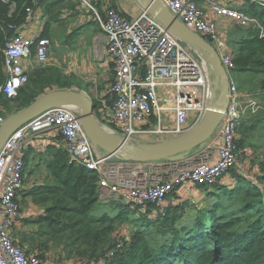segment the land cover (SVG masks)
<instances>
[{
  "label": "built area",
  "instance_id": "1",
  "mask_svg": "<svg viewBox=\"0 0 264 264\" xmlns=\"http://www.w3.org/2000/svg\"><path fill=\"white\" fill-rule=\"evenodd\" d=\"M141 4V0H137ZM178 22L202 37L217 51L228 78V106L224 117L211 138L198 149L190 152L181 162L152 161L146 163L121 162L116 155L108 156L92 146L79 121L76 111L61 105L20 124L0 150V264H41L36 256H28L20 249L10 233L12 221L20 212L17 197L23 188L25 162L23 151L26 142L35 135L57 128L68 154L69 162L97 174L100 193L107 192L110 200L119 201L129 207L155 206L162 211L161 204L174 190L191 183L212 188L219 179L238 167L240 155L236 142L238 128L246 119L250 103L242 106V97L232 76L234 66L227 44L217 33V26L207 22L199 2L220 17L228 18L234 27L263 31L256 18L229 5L246 2L264 8L256 0H228V7L218 0H157ZM9 5V14L14 11L12 0H0ZM83 9L94 14L101 30L100 42L110 59L115 61L111 84L113 103L106 111L111 126L110 134L120 141L139 144L138 135L172 139L186 134L204 117L206 107L212 102L211 91L214 73L201 53L169 32L142 5L139 15L125 17L111 9L101 19L95 6L87 0H79ZM40 0H33L27 11L26 22H31ZM195 55L197 57H195ZM52 58L51 42L48 38H26L15 34L3 50L5 82L0 92L7 98H15L19 89L28 82L22 65L27 61L29 68H45ZM173 113L172 128L160 126L139 130L137 126L150 117L158 115L161 100ZM193 118V125H187ZM0 117V130L5 121ZM99 122V121H98ZM264 135V133H263ZM160 136V137H159ZM122 147V149H123ZM165 163V164H162ZM184 164V168L172 173H161L163 169ZM160 211V213H161ZM123 244L117 242L97 264H111L122 254Z\"/></svg>",
  "mask_w": 264,
  "mask_h": 264
},
{
  "label": "trees",
  "instance_id": "2",
  "mask_svg": "<svg viewBox=\"0 0 264 264\" xmlns=\"http://www.w3.org/2000/svg\"><path fill=\"white\" fill-rule=\"evenodd\" d=\"M32 1L12 0L14 11L11 14L9 5L0 2V88L6 78L3 50L17 28L26 22ZM249 7L245 13L259 21L264 35V8ZM245 31L246 37L232 51L233 71L264 74V36L260 37L257 29ZM72 85L70 81L66 86L60 84L58 89L66 90ZM22 88L15 98H7L0 92V117L17 113L35 100ZM11 103L18 109L13 110ZM57 158L59 163L51 169L56 184L49 191L51 206L46 210L45 221L50 232H46V237L61 246L67 257L97 261L123 240L128 245L127 251L117 255L111 264H264V153L256 165L257 171L251 168L255 180L237 175L236 184L231 187L220 183L212 188L200 186L206 193L205 198H215V201L195 212L191 226L180 222L188 219L184 199L175 202L172 212L167 210L164 216L157 218L150 217L156 215L153 207H129L119 201H109L105 214L93 216L100 202L97 174L69 164L65 150L59 152ZM135 209L141 210V217L148 220L137 226L154 228L153 232H135L134 222H124L125 213Z\"/></svg>",
  "mask_w": 264,
  "mask_h": 264
},
{
  "label": "crops",
  "instance_id": "3",
  "mask_svg": "<svg viewBox=\"0 0 264 264\" xmlns=\"http://www.w3.org/2000/svg\"><path fill=\"white\" fill-rule=\"evenodd\" d=\"M87 1L95 6L102 17L110 8L128 18L139 15L142 10V4L137 0ZM217 2L221 6L228 7V0H218ZM199 3L205 14V20L217 26V33L229 47L232 56L236 44L246 37L245 28L234 27L231 20L212 14L203 2ZM249 6H251L250 3L243 2L238 5H229V8L245 13L250 9ZM87 24L98 26V34H93L89 52L81 57L80 53L71 50L66 43L70 35L83 29ZM97 24L94 14L87 9H83L79 0H41L34 19L31 22H24L17 28L16 34L21 33L26 38H38L46 35L51 42V46L54 45L51 48V50L53 49L52 58L45 68L40 69L29 68L27 61L22 62L28 75V82L22 90L26 91L28 96L37 99L46 93L59 90L60 84L66 86L71 81L73 85L66 90L83 92L89 96L95 105L94 116L99 121L100 126L109 131L111 126L106 118V111L113 103V95L110 89L115 61L109 58L100 42L102 36L99 24ZM78 66L79 68H77ZM236 74L240 76L251 75L250 72H237ZM249 82H251L250 79ZM84 86L88 88V92L85 91ZM240 95L242 101L245 102L249 92L244 90ZM160 100L162 106L159 114L139 124L137 129L142 131L158 126L161 128L173 127V113L168 110L161 98ZM104 121L108 122V126L103 125ZM187 125H193V118L188 119ZM261 128V122L246 121L245 119L238 128L236 135V142L239 145L242 159L250 162L256 171V165L264 153V144L258 145L259 142H264ZM136 140H138V142H135L136 144H144L145 142H161L166 139L162 137L150 139L147 135H138ZM63 150V139L55 127L35 135L26 142L23 151L25 162L24 183L17 197L20 212L18 217L12 221L10 233L14 243L26 255L38 257L41 264H97V261L83 260L72 256L67 257L61 246L54 245L46 237V232H50V230H47L48 223L45 221L46 210L51 206L49 191L56 184L51 169L55 163H59L57 154ZM99 151H94V153L98 155ZM259 151L262 152L259 154ZM256 171H254L255 175ZM237 175L241 176L236 170H232L223 175L217 183L227 187L234 186ZM253 177L254 173L252 172V178H250L254 180ZM194 187L193 184L188 183L176 188L172 193V195L174 194L172 198L164 201L161 206H166L167 203L174 204L178 200L185 199L184 197L188 195L189 188L199 193L202 198L206 196L205 191L198 192ZM110 199L111 197L107 192H99L100 202L95 207L92 215L98 217L105 214ZM113 200H116V198H113Z\"/></svg>",
  "mask_w": 264,
  "mask_h": 264
},
{
  "label": "water",
  "instance_id": "4",
  "mask_svg": "<svg viewBox=\"0 0 264 264\" xmlns=\"http://www.w3.org/2000/svg\"><path fill=\"white\" fill-rule=\"evenodd\" d=\"M256 1L264 4V0ZM141 2L149 7L148 13L158 19L169 32L205 55L214 73V84L218 86L211 91L212 102L206 107L201 122L184 135L161 142L139 144L130 150H123L124 141H120L117 136L100 126L94 116L95 105L89 96L75 90H57L40 96L19 112L6 117L0 130V150L20 124L61 105L76 107L82 129L92 146L108 156L116 155L121 162L146 163L162 160L181 162L190 152L211 138L221 123L229 103L228 78L217 51L202 37L174 19L157 0Z\"/></svg>",
  "mask_w": 264,
  "mask_h": 264
},
{
  "label": "rangeland",
  "instance_id": "5",
  "mask_svg": "<svg viewBox=\"0 0 264 264\" xmlns=\"http://www.w3.org/2000/svg\"><path fill=\"white\" fill-rule=\"evenodd\" d=\"M111 9L112 8H110L108 10V12ZM100 16H101V19L103 20L104 17H102L101 14H100ZM97 27L98 26H96L94 24H87L83 29L75 31L72 35L69 36L68 41L66 43L67 46L71 50H74L75 52L80 53L79 55L81 57H84L83 54H87L89 52V48L91 47V42H92L91 39H92L93 34L94 33H95V35L98 34V28ZM53 46L54 45L52 44L51 48H53ZM195 51H196V54L199 55V51L198 50H195ZM202 55L205 56L204 54H202ZM195 57H197V56L195 55ZM77 68H79V66ZM232 76L234 77V79L237 83L239 93H242L244 90H247L249 92V95H250V97L248 95L245 99V102L242 103L243 107H247L250 103L249 111H247L248 113L245 117L246 121L250 120V121L261 122V124H262L261 130L263 131L262 133H264V74L253 73L249 76H247V75H241L240 76V75H237L233 71ZM251 76H252V79H251ZM247 77H248V79H246ZM249 79L251 80V82H249ZM84 87H85L84 88L85 91L88 92V88L86 86H84ZM11 108L13 110L14 109L17 110L18 106L14 103H11ZM20 110H22V109H20ZM104 123H106V124H104ZM103 125L108 126V122L104 121ZM149 138L151 139L152 137H149ZM141 143H143V142H141ZM145 143H147V142H145ZM261 144H264V142L258 143V145H261ZM126 146H131V145L126 144ZM237 146H238V151H239V155H240V161L238 163V167L235 168V170L238 172V174H241L242 176H245L246 178H247V176L252 178L251 168H253L254 166L251 165L250 162L242 159V155L240 154V150H239V145L237 144ZM261 152L259 151L258 153L260 154ZM163 162H167V160H163ZM162 164H165V163H162ZM183 168H184V164H179V165L174 166L172 168L163 169L160 172L161 173H169V172L172 173L174 171H178V170L183 169ZM235 170H233V171H235ZM260 184L262 185V183H260ZM263 186H264V183H263ZM191 188H192V186H191ZM194 188H196L198 192L202 191L200 186L194 187ZM171 197H172V195L169 196V198H167V201L169 199H171ZM184 198L185 199L182 202L187 203L184 207L188 208V210H189L188 214H187L188 217H186L188 219L184 218L185 220L182 219L180 222H182V223L185 222L186 225H188V226H191L193 218L194 217L196 218L195 212H197L199 209L206 207L209 202L215 201V198H211V199H206L205 197L202 198V196H200L199 193H197L195 190L190 189V188L188 189V195H186ZM110 202H114V200H110ZM175 204L176 203H174V204H171V203L168 204L167 203L166 206H162V211L159 210L158 208H156L155 206H150V207L148 206L149 208L153 207V209L155 210V213H156V215H150V217L151 218H154V217L157 218L158 216L162 217L165 215V212L167 210L172 212L173 211L172 207L175 206ZM144 207H146V206H144ZM190 210H192V212H190ZM160 211H161V214L159 213ZM142 213L143 212L141 210H137V209L131 210L128 214L125 213L126 220H124V222H127V223L132 222V224L134 222L135 223L134 226L136 229L135 232H144L143 234H146L149 231L153 232L154 228L148 229L147 227H145V229H141V227H138V226H141V224H143V222H148V220L145 217L144 218L141 217L143 215ZM107 215H109V213ZM151 218H149V219L155 220V219H151ZM141 220H143V221L141 222ZM154 222H157V220ZM149 223H152V222L149 221ZM181 228L182 227H179L178 231H181ZM157 232L158 231H156L153 234L154 244H156V239L158 236ZM145 238L148 239L147 235H145ZM120 243L123 244L122 253L123 252L126 253L128 245H126V243L123 240H120ZM151 243H152V239H151Z\"/></svg>",
  "mask_w": 264,
  "mask_h": 264
},
{
  "label": "bare ground",
  "instance_id": "6",
  "mask_svg": "<svg viewBox=\"0 0 264 264\" xmlns=\"http://www.w3.org/2000/svg\"><path fill=\"white\" fill-rule=\"evenodd\" d=\"M199 53H200V52H199ZM66 106L69 107V108H71L72 110L78 112V110H77L76 107H74V106H72V105H66ZM126 144H129V143H126ZM126 144L124 145L123 150H130L131 148H134V146H133L132 144H129V145H131V146H126Z\"/></svg>",
  "mask_w": 264,
  "mask_h": 264
}]
</instances>
